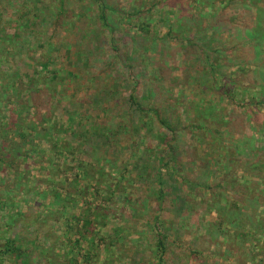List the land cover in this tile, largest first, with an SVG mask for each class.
Masks as SVG:
<instances>
[{
	"label": "rangeland",
	"instance_id": "1",
	"mask_svg": "<svg viewBox=\"0 0 264 264\" xmlns=\"http://www.w3.org/2000/svg\"><path fill=\"white\" fill-rule=\"evenodd\" d=\"M220 1L224 0H104L105 21L95 0H0V69L4 71L0 76L17 71L27 84L28 76L51 77L57 69L73 72L70 80L59 72L58 92L54 98L44 97L56 109L57 132L50 134L58 140L56 153L45 142L41 150L23 151L19 175L25 177L24 187L36 184L43 190L58 179L64 184V177L71 178L73 160L81 156L102 167L93 170L94 180L80 175L81 185L87 186L75 195L70 208L79 213L84 204L108 206L110 221L100 228L102 238L89 247L90 264H264V177L244 171L254 168L247 162L257 154L264 159V78L254 65L256 53L237 34L245 28L242 25L251 23L248 17L241 26L237 22L242 17L235 20L245 9L241 2H235L234 9L232 4L220 9L225 6ZM209 10L221 12L226 27L198 34L209 25L203 14ZM260 13L254 29L264 35V10ZM209 34L216 39L201 46ZM189 41L198 48L188 46ZM216 45L219 52L211 49ZM43 60L48 61L47 70L38 68ZM131 94L145 107L161 108L177 131L172 169H166V146L158 147L155 137L164 128L154 118L140 117ZM2 97L0 120L6 124L13 104ZM33 112L31 108L28 114ZM43 119V126L50 127L48 118ZM122 119L126 128L120 132ZM65 141L77 146L71 148V155L63 153ZM5 145L11 146L9 141ZM60 152L65 159L58 156ZM61 160L66 162L62 166ZM11 173L4 174L6 182H12ZM240 181L248 182L251 195L244 194L235 210L236 225H244V220L247 224L245 215L251 213L254 218L249 220L255 223L239 226L240 232L234 233L236 225H229L232 217L226 209L229 200H224L220 233L215 224L210 225L217 221L216 211L209 202L210 190L202 185L218 184L230 196ZM96 182L99 188L93 190ZM189 182L200 184L192 188ZM31 192L32 196L18 193L11 203L15 207L3 210L0 203V223L18 209L26 211L24 221L3 228L6 234L17 233L22 242L35 226L27 207L35 205L33 214L55 209L32 203L38 195ZM43 201L46 205L49 199ZM66 223L50 214L37 224L40 235L48 233V240L37 241L68 254L67 245L58 242L69 229ZM251 229L262 233L259 250L249 240ZM157 233L165 236L163 249L157 247ZM108 241L112 248L105 245ZM2 243L0 239V264H14L3 253ZM25 243L35 244L31 239ZM36 253L29 254L24 264H43Z\"/></svg>",
	"mask_w": 264,
	"mask_h": 264
},
{
	"label": "trees",
	"instance_id": "2",
	"mask_svg": "<svg viewBox=\"0 0 264 264\" xmlns=\"http://www.w3.org/2000/svg\"><path fill=\"white\" fill-rule=\"evenodd\" d=\"M97 3H99L100 6V17L102 20L106 21L104 9L106 8V4H104V0H95ZM231 3H226V0L220 1V4L225 3L224 7L227 8L231 4L233 5V8H235V2H241L240 6L245 11L243 14L238 15V17L235 18L236 22L237 19L241 18L239 22H237L238 25L241 26V22L245 20V17H248L251 21L250 25H242L245 28H241L237 30V34H241V37L245 40L244 43L247 44L250 47V50H252L254 53H256L257 61L254 63L259 69H260V76L264 78V75L261 73V70L264 68V35L258 33L257 30L254 28L256 27V24L258 22V15L261 14L260 11L264 10V0H230ZM262 8V9H261ZM219 9V10H220ZM241 9V10H242ZM242 10V11H243ZM208 12H212V10H209ZM203 12L204 16H208V24L205 29L202 30V28L199 29L198 34L207 31L209 29H216V27H226V19L221 18L222 13L219 11H214L212 13ZM218 12V13H217ZM211 14V15H209ZM141 30L148 31L146 28H142ZM260 34V36L258 35ZM263 35V36H262ZM172 34L170 33V30L167 31L166 37H171ZM141 37V36H140ZM148 37V35H147ZM208 38V41L202 43L201 46H208L209 43L212 41V38L216 39L217 37L214 34H209L207 36H204ZM176 39H180L181 37L175 36ZM157 39L156 36H154V40ZM203 39V38H202ZM218 40V39H217ZM196 44H199L196 42ZM188 46H195L198 48L197 45L194 43L188 42ZM213 51L219 52L220 49L218 45L211 48ZM258 60H261L258 62ZM39 67L42 68L41 70H44L49 68L48 61L43 60L38 63ZM4 71L0 69V74H2ZM59 72L64 73V79L68 78L69 80L73 77L72 71H61V70H54L51 73V77L46 76H40L37 77L35 75L28 76L27 77V84L23 82L22 77L19 75L17 71H12L11 73H4L0 76V98H3L2 96H5L3 101L7 99L8 102H12L13 107H11L10 115L8 117V122L5 124L3 121L0 120V203L4 205L3 210L7 206L15 207L16 205H12L11 203L15 202V197L18 193L22 194V191L26 194H30L32 196V192L34 191L38 197L34 196L32 203H38L43 208L44 206H50L54 207L55 209H47L48 211H43V214L40 213V211H37L35 214L32 213L33 208H35V205L28 206V217L33 218V221L35 223V226L33 230L31 231L28 238L25 239L24 242L19 240L18 234L12 235L6 234L3 230V228H7V226H13L14 224L18 225V221H24L26 217V211L23 209H18L17 212H12L10 216L6 218V221H3L0 223V232L4 233L0 237V239L3 240L2 248L3 253L6 254V256L11 260L14 261V264H24V260L26 257L31 253H36L38 255V259L43 261V264H70L72 260L75 262H78L79 264H90L92 261V252L89 251V247L95 246V239L99 238L101 239L103 235L101 234L100 228L106 226V224L110 221V219H107V213L106 208L108 206L103 207L102 205H93L95 208L90 211L89 207L91 205L84 204L79 213L72 212L70 210L72 202L75 201V195H80L81 192H85V187L87 185L80 183V175H83V178L94 180V169L102 168L99 165H96L94 161L90 162L92 158L88 162L83 161L84 157H79L78 159H74V166L73 170H75L71 178L64 177V184L59 179L57 181H54L51 186L48 188H43V190H39L40 187H38L36 184L32 185L30 188L24 187L25 186V177H20L19 175V164L21 163L22 159L21 157L24 155L23 151L30 150L32 151H38L41 150V144L42 142L49 144V149L54 153L55 152V146L58 140H53L50 136L51 132L55 133L56 131V121H55V115L54 112L56 111L55 107L52 105L46 104V101L44 97L48 95L49 97L54 98V94L58 91H56L55 87H57L59 79ZM27 76V75H26ZM25 92V94H23ZM2 95V96H1ZM12 96V101H10L9 97ZM129 99L136 105L138 110L140 111L141 118H145L144 121H146V118H149L148 121L151 118H154L155 121H158L164 128V130L159 131L155 137L158 140V147L160 145L166 146V153H167V167L166 169H172L176 165L173 161H175V157L177 156L176 153V140H177V131L174 129L173 126L168 122L166 117L163 115L162 109L155 106V107H145L138 98H135L133 94L129 95ZM44 106V107H43ZM33 108L34 112L32 114H28L29 109ZM43 110V111H42ZM32 115V116H29ZM48 118V122H50V127H44L43 123H45V119L43 117ZM122 122L124 125L118 126V130L122 132V130L125 131V124L126 120L122 119ZM145 124V122H144ZM151 131V130H149ZM18 138V139H16ZM10 142L11 146H6L5 144ZM26 146H29V149H25ZM38 148V149H37ZM71 148L76 149L77 146L70 147V143L68 141H65V143L62 146L63 153H67L68 155H71L70 151ZM28 154V153H27ZM30 156V154H28ZM55 155V154H54ZM61 156L62 153H58V156ZM79 154H77L78 156ZM63 156V155H62ZM90 156V155H87ZM62 158L65 159L63 156ZM75 158V157H74ZM61 164L65 161L61 160ZM99 162V161H98ZM66 163V162H65ZM254 165V168L251 169L250 167H246L244 171H248L252 177H264V159L261 157L260 153L257 154L253 160H250L247 162V166ZM63 169V167L61 168ZM70 169V167H69ZM10 170H12L14 173H11L14 178H12V182L8 181L6 182L5 173H10ZM255 170H257L255 172ZM101 171H98V174H100ZM3 176V177H2ZM51 180V179H50ZM252 182V181H251ZM8 184H11L8 186ZM99 183L96 182L94 187L92 189L99 188ZM162 185V183H160ZM190 186L196 187V185H199L198 182H189ZM163 186V185H162ZM203 187L207 188V190H210V197L209 202L211 204L212 210H215L216 212V222H211L210 225L215 224V228L220 231V233L223 232V219L221 217V211L222 208V202L226 200H229L227 202L226 209L229 210V214L232 217L230 219V226L236 225L234 212L235 210L239 209V205L243 202L244 194L249 193L251 195V190L248 189L250 185H248V182L244 183L243 181H240L239 183L236 182V188L232 189V192L230 196L224 195V190L222 187H220L218 184H215L214 186H206L202 185ZM219 188L221 189V192H219ZM159 191L157 192L160 194L159 196L164 195L163 190L161 187L158 188ZM229 192V190H228ZM86 195V194H85ZM158 196V197H159ZM25 197V195H24ZM31 198L30 196H28ZM41 199L42 201H37L38 199ZM49 199V201L46 203V205H43V200ZM251 199V197H250ZM95 200V197H94ZM93 200V201H94ZM161 201V200H160ZM161 203L159 202L158 205ZM1 205V206H2ZM8 212V211H6ZM50 214H53L58 220L62 218L63 221H66L67 225L69 226V229L66 230L63 240H59L60 243H65L67 245V253L62 252H55L54 249L49 246H42L39 241H37L39 238H44L47 242L48 240V233H44L40 235L41 227L37 224L40 221H45L46 217H48ZM254 213H251L250 215H245L247 218L248 223L245 224V220L243 221L244 225H239L244 228L247 226L253 227V223H255L254 220L250 221L249 219H253ZM10 218V219H9ZM155 220L158 221V217L155 216ZM219 222V223H217ZM227 222V221H226ZM3 226V227H2ZM21 226V225H20ZM236 225L234 228V233L240 232V227ZM262 229V232H264V229ZM244 230V229H241ZM252 238L249 239L256 245V248L260 249L259 245V239L261 238V231L260 229H254L252 230ZM157 247L160 249L165 248L163 244V234L157 233ZM29 239L33 243H35L33 246L26 244ZM108 240V239H107ZM109 242V241H108ZM106 242V246H109L112 248V245L110 242ZM58 244V246H59ZM85 244V247L82 248V245ZM258 249V250H259ZM77 255V256H76ZM65 258H68V260H65ZM81 258V259H80ZM80 259V260H79ZM67 261V262H64Z\"/></svg>",
	"mask_w": 264,
	"mask_h": 264
},
{
	"label": "crops",
	"instance_id": "3",
	"mask_svg": "<svg viewBox=\"0 0 264 264\" xmlns=\"http://www.w3.org/2000/svg\"><path fill=\"white\" fill-rule=\"evenodd\" d=\"M261 60H258V62H260ZM263 71H264V68H263ZM263 75H264V72H263Z\"/></svg>",
	"mask_w": 264,
	"mask_h": 264
}]
</instances>
